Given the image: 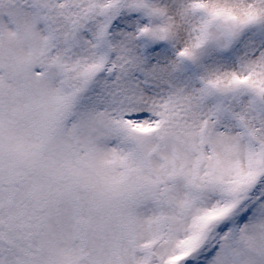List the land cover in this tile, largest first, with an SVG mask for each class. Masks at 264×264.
Instances as JSON below:
<instances>
[{"label":"snow or ice","instance_id":"snow-or-ice-1","mask_svg":"<svg viewBox=\"0 0 264 264\" xmlns=\"http://www.w3.org/2000/svg\"><path fill=\"white\" fill-rule=\"evenodd\" d=\"M0 264H264V0H0Z\"/></svg>","mask_w":264,"mask_h":264}]
</instances>
